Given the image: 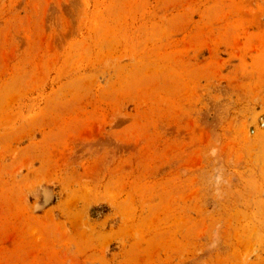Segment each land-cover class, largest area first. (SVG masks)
I'll return each instance as SVG.
<instances>
[{
	"label": "rangeland",
	"instance_id": "1",
	"mask_svg": "<svg viewBox=\"0 0 264 264\" xmlns=\"http://www.w3.org/2000/svg\"><path fill=\"white\" fill-rule=\"evenodd\" d=\"M0 264H264V0H0Z\"/></svg>",
	"mask_w": 264,
	"mask_h": 264
}]
</instances>
